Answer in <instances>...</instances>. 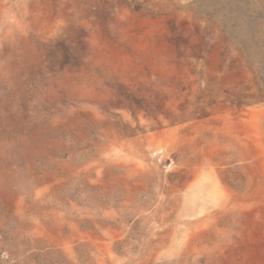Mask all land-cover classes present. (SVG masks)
I'll use <instances>...</instances> for the list:
<instances>
[{
  "label": "rangeland",
  "instance_id": "rangeland-1",
  "mask_svg": "<svg viewBox=\"0 0 264 264\" xmlns=\"http://www.w3.org/2000/svg\"><path fill=\"white\" fill-rule=\"evenodd\" d=\"M0 264H264V0H0Z\"/></svg>",
  "mask_w": 264,
  "mask_h": 264
},
{
  "label": "built area",
  "instance_id": "built-area-1",
  "mask_svg": "<svg viewBox=\"0 0 264 264\" xmlns=\"http://www.w3.org/2000/svg\"><path fill=\"white\" fill-rule=\"evenodd\" d=\"M171 165H172V163L170 162V163L168 164V167L170 168V167H171Z\"/></svg>",
  "mask_w": 264,
  "mask_h": 264
}]
</instances>
